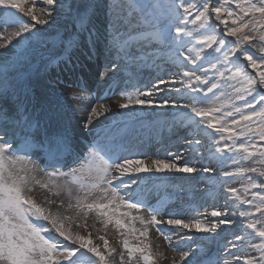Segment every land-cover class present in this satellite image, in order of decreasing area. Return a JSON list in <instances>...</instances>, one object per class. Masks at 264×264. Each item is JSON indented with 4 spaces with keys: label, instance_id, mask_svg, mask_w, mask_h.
<instances>
[{
    "label": "snow or ice",
    "instance_id": "1",
    "mask_svg": "<svg viewBox=\"0 0 264 264\" xmlns=\"http://www.w3.org/2000/svg\"><path fill=\"white\" fill-rule=\"evenodd\" d=\"M25 3L26 0H0V9L3 10L0 15L4 17L0 25L4 27L14 25L17 28L3 37L4 43H0V49H6L15 42L22 54L26 48H21V42L30 43V38L35 39L39 31L37 25H48L56 7H63L59 0H43L47 8L35 7L39 0H31L30 6H24ZM231 3L235 4V9L228 6ZM118 7L121 10L127 9L129 16L138 12L140 19L150 24L151 31L144 38L147 45L154 46L158 43L170 46L171 42L183 46L182 38L191 36L192 33L180 25L188 23L196 25L201 31L197 33L195 40L200 46L195 58L185 55L183 51L178 52V56L197 66V61L205 58L201 55L203 49H211L212 52L207 55H212L217 63L225 65L223 70H218L220 79L225 83L236 81L239 84V87L229 84L234 88L235 99L245 100L246 96L257 93V89H264V0H201L199 6L181 0L178 9H182V17L179 15L173 17L170 10L158 13L162 6L155 2L142 4L140 0H122ZM13 9L16 11L12 12ZM213 15L219 24L224 25L223 37L234 39L218 37L216 27L210 22ZM24 17H29L31 23ZM190 17L192 18L189 19ZM76 19L80 28L87 30L89 17L78 13ZM173 19H179V23L173 25ZM173 27L175 36L171 35ZM135 35L142 34H129L127 39L122 40L119 31L115 34L110 33L113 49L117 53L124 51ZM251 48H257L260 54L254 55L250 51ZM241 56L246 64L241 61ZM211 67L216 69L217 65L211 64ZM249 68L255 75L247 71ZM115 70L117 65L113 63L108 71L101 73V79ZM183 76L187 78L188 83L184 84L182 81L180 83L193 92L203 91L195 88V83L204 85L210 83L211 86L207 87L202 97L193 98L190 104L173 103V106L186 109L185 115L191 113L189 119L198 117L194 123L201 132L207 129L219 136V139H216V136H209L216 144L215 153L221 154L219 158L232 159L236 164L251 162L252 166L237 167L234 171L222 173L227 178L239 177L247 181L240 189L225 187L223 191L227 194L226 204L231 202L234 206L231 215H236L235 206H247L239 211V217L244 221L243 227L249 230L245 235L250 241L253 236L260 240L259 244L251 243V247L259 252V256H245L244 264H264V181L258 183L256 179L264 178V95L259 96L256 104L246 101L250 111L245 114L234 102L228 105L218 103L220 97L213 99L214 89L222 86L220 82L203 79L194 71H184ZM167 83L169 82L159 79L148 91L141 92L137 89L133 93L122 92V102L118 103V107L123 110L134 106H167L170 103L168 99L159 105L151 99L153 92L163 91L162 86ZM171 83L175 84L177 81ZM174 90L180 91L179 88ZM209 93H212L213 97H210ZM73 99L82 101L85 97L74 95ZM197 104L208 106L198 107ZM229 106L234 111H224ZM105 111L110 109L103 104L99 108L93 107L84 127L89 128L93 117L103 115ZM237 114L239 120L235 118ZM229 117L232 119L229 120ZM25 123L28 124L27 121ZM57 141L62 145V150L70 149L66 136L58 137ZM186 143L189 149L195 150L202 141L199 138H190ZM35 147L36 142L27 135L22 136V139L9 141L4 134H0V264H114L116 249L109 245L104 236L99 237L103 241L101 250L99 245L92 243L90 233L85 236L73 232L71 224L65 223L71 221L72 217L53 212L50 207L43 206L33 198L31 195L34 190L33 184L45 189L50 196H66L67 208L75 209L77 215L82 213L86 218L90 212H95L105 228L112 225L117 231L123 230L121 235L125 238L122 240V248L127 252V264H132L137 259L139 264H156L157 260L166 257L160 251L154 252L150 243L131 244L126 234L146 241L150 228H155L172 251H178V259L173 257L171 264H193L191 256L195 251L178 250L172 245L169 232L176 234L179 230L195 229L197 232L214 234L221 226L235 223L229 217V211L215 208L210 213L198 212L191 220L164 218L160 215L159 208L133 199L130 190L144 179L140 176L141 173L167 171L194 174L214 171L211 167L197 168L187 162L181 163L183 156L180 154H176L172 160H152L145 164L141 159L112 155L106 150L105 145L96 143L89 147L88 154L80 159L77 167L65 172L62 171L65 165L59 163L61 159L59 154L53 157L54 162L38 167L36 160L32 158ZM225 153L232 155L225 157L223 155ZM48 168L53 170L47 171ZM38 171L44 173L45 180L36 178L35 173ZM256 189L261 191H255ZM45 203L52 205L56 201L46 197ZM63 206L64 201L61 200L57 207ZM145 207L149 212L147 218L139 214ZM133 210L137 215H133ZM207 215L215 219L211 222L206 218L201 219ZM136 222L143 227L137 229ZM180 239L184 237L181 236ZM234 239L242 241L245 236L236 235ZM231 247L235 248L236 244L232 243ZM234 259L240 260L241 257L234 255ZM120 264H125L123 251L120 253ZM224 264H229V261L225 260Z\"/></svg>",
    "mask_w": 264,
    "mask_h": 264
},
{
    "label": "bare ground",
    "instance_id": "2",
    "mask_svg": "<svg viewBox=\"0 0 264 264\" xmlns=\"http://www.w3.org/2000/svg\"><path fill=\"white\" fill-rule=\"evenodd\" d=\"M59 2L63 7H56L49 24L37 25L39 31L36 38H30V43L21 42V48H26L25 52L21 54L15 42L6 49H0V126L5 138L6 136L13 138L19 133L20 127L22 129L25 127V121L35 117L39 121L45 120L42 132H46V129L61 131L60 133L67 134L71 142L81 149L82 140L88 141V137L99 130H102L101 132L108 130L115 135V139L120 138L128 145V153L132 156L130 159H141L145 164H149L152 160H172L176 154H180L183 156L181 163L187 162L197 168L211 167L214 171L210 173L188 174L189 177L184 179L185 182L181 178L184 173L167 171L141 173L140 176L144 179L138 185H134L130 192L134 200L159 208L160 215L164 218L191 220L198 212L210 213L214 208L229 211V217L235 223L221 226L214 234L183 229L176 234L169 232L168 235L171 237L172 245L178 250L188 251L190 245L188 242L196 244L195 254L191 256V261L196 259L193 264H211L210 259L213 252H216L220 239L230 236L236 247H230L229 250L235 256L241 257L240 260L234 259V263L244 264L245 256H253L246 248L245 234L248 230L243 227L244 221L239 217V211L247 206H235L236 215H231L234 206L231 202L226 204L227 194L223 191L225 187L239 189L243 184L238 183L237 178H227L222 175L224 171H234L233 167H230L234 161L221 159L219 158L221 154L215 153L216 144L209 136H216V139H219L218 135L207 129L201 132L194 123L199 119L198 117L189 119L191 113L185 115L186 109L173 106V103L190 104L193 98L199 99L204 95L207 91L206 85L195 83L194 87L203 91L193 92L184 88L180 81L184 84L188 83L187 78L183 76L184 71H194L203 78L200 75V68L206 60L210 62L212 59L198 60L197 66H194L178 56V52L169 55L171 49L166 45L158 43L154 46L147 45L144 38L151 31L150 25L140 19L138 12L129 16L127 9L121 10L118 6L122 0H59ZM140 3L146 2L140 0ZM30 5L31 2L24 6ZM228 6L235 8L234 3ZM35 7L48 6L43 0H39ZM78 13L89 17L87 30H82L77 23ZM24 19L31 22L29 17ZM61 28L63 30L60 31ZM15 30H17L16 26L0 25V43H4V36ZM116 31L122 34V40L127 39L129 34L142 35H135L124 51L117 53L110 41V33L115 34ZM113 63L117 65V70L109 72L108 76L101 79V73L108 71ZM50 65L54 67L49 68ZM251 71L253 72L252 69ZM159 79L169 83L162 86L163 91H154L151 99L156 105L168 99L170 103L167 106H134L123 110L118 107V103L122 102V92L133 93L137 89L141 92L148 91ZM172 81L177 83L173 84ZM79 82L87 85L85 90L89 91L83 93L85 99L82 101L73 99L74 95L82 94L73 84L78 86ZM60 83L62 84L59 86ZM176 88L180 91L176 92L174 90ZM106 89L113 92L112 97L106 100L94 98L95 95L99 97ZM258 91V97L261 92L264 94V89H257ZM208 95L213 96L212 93ZM255 95L254 93L253 96H247L242 102L243 105L246 101L256 104L259 98L250 101ZM223 102V99L218 101V103ZM101 104L110 111L93 117L92 124L89 128H85L84 123L91 109L99 108ZM199 105L208 106L197 104L198 107ZM245 107L247 114L250 110ZM235 118L239 120V115H235ZM238 128L239 126L237 130ZM180 138L183 142L174 145ZM190 138L201 139V145L195 150L189 149L186 140ZM223 155L227 157L232 154ZM37 165L41 167L40 163ZM78 165L79 163L75 167ZM35 175L38 180L46 179L43 172L38 171ZM184 183L189 186V190L184 192L185 198L178 195V189ZM32 187L34 190L31 195L38 203L50 207L53 212H60L73 218L65 222L66 225L71 224L73 232L85 236L90 233L92 243L99 245L101 250H103V241L99 237L104 236L109 245L116 249L114 264H120L122 251L127 264V252L122 248V240L125 238L121 235L123 230L117 231L112 225L105 228L95 212H90L86 218L82 213L77 215L75 209L67 208L66 196H50L38 185L33 184ZM167 188L170 189L169 192H165ZM165 195L170 198L168 207L165 206ZM46 197L56 203L46 204ZM199 198L206 200L204 203L206 208L203 212L194 205ZM61 200L64 201V206L58 208L57 205ZM139 214L147 218L149 216L147 207L142 208ZM133 215H137L134 210ZM205 218L210 222L215 219L210 215L201 217V219ZM135 227L140 229L143 226L136 222ZM149 232L146 241L143 238L138 240L131 234L126 235L133 245L150 243L154 252L164 253L166 258L157 260L156 264H171L173 257L178 259V251L173 252L155 228H150ZM53 235L55 236V233ZM236 235L245 236V239L235 241ZM181 236L184 239H180ZM200 245L208 246L209 250L206 251ZM132 264H139L138 259Z\"/></svg>",
    "mask_w": 264,
    "mask_h": 264
},
{
    "label": "rangeland",
    "instance_id": "3",
    "mask_svg": "<svg viewBox=\"0 0 264 264\" xmlns=\"http://www.w3.org/2000/svg\"><path fill=\"white\" fill-rule=\"evenodd\" d=\"M29 2H31V0H26L25 4L27 5ZM145 2H146L145 4L153 3V2L159 3L162 6V9L158 10V13H159V11L169 12V10H170V14L173 17H177L178 15L182 17V15H183L182 9H178V5L180 4L181 0H145ZM186 2H188V3H196L198 6L201 4V0H186ZM174 5H175V7H174ZM233 9H235V8H233ZM2 11L3 10L0 9V12H2ZM11 11L15 12L16 10L13 9ZM20 15H22V13H20ZM194 15H195V10H193V17H194ZM222 15H225V14H222ZM191 18L192 17H190L189 19H191ZM3 19H4V17L2 15H0V21H2ZM210 22L216 27V33H217L218 37H223L224 25L219 24V21L215 20V16L214 15L212 16ZM172 23H173V25L178 24L179 23V19H173ZM180 26L185 27L186 30H188V31H190L192 33V35L182 38L183 39V46H181L180 44H174V43H171V42H170L171 43L170 46L166 45V46H168L171 49V52L169 53V55L176 54L177 52L183 51L185 55H190L193 58H195L196 51L200 48V46L195 43V40L197 38V33L200 32L201 30L198 29V27L196 25H193L191 23H188V24H185V25H180ZM2 27H4V26H2ZM8 27H14V25H10ZM43 29H45V28H43ZM61 30H63V28H61L60 31ZM171 35L175 36L174 27L172 28ZM223 38H225L226 40L234 39V38H231V37H223ZM250 51L254 55H259L260 54L258 52L257 48H251ZM210 52H212L211 49L205 48V49H203V52L201 53L202 56H205L204 59L209 58V59H212V61L210 60V62H209L208 60H206L203 63V66L200 68L201 69L200 70L201 71L200 75H202L203 78L208 80V81L220 82L222 86L219 89H214L215 95L220 96V98L223 99V101H224L223 103H226L228 105H230L232 102H234L237 107H240L244 111V113H246V107H245L246 104L243 105V103H242L244 100L235 99L236 93L234 91V88L229 86V84H233L236 87H239V84L236 81H231L229 83H225L223 80L220 79V77L218 75V70H223L225 65H223L222 63H217V60L213 59L212 55H207V53H210ZM213 55H216V54L213 53ZM240 59L245 64V62L243 61L242 56L240 57ZM211 64H216L217 65L216 69H213L211 67ZM247 71L250 74L255 75V72H252L251 69L250 70L247 69ZM53 75H49V76H53ZM54 78L55 77H53V79ZM56 84H57V81L54 84L55 85L54 87H56ZM61 84L62 83H60L58 85L60 86ZM210 86H211L210 83L208 85H206V87H210ZM83 90L84 91L81 92L82 93L81 95H83V93H88V91H86L85 89H83ZM255 94L256 95L254 96L253 99H252V97L250 98L251 99L250 101H253L254 99L259 98L258 97L259 91L257 93H255ZM260 94L264 95L263 92H261ZM213 98L215 99L216 97H213ZM246 98H247V96L245 97V99ZM229 109L231 110L232 108L229 106V107H226L224 110H229ZM182 142H183V139L180 138V139L176 140L174 145H178V144H180ZM243 166H252V165H251V162H241L240 164L232 163L230 165V167H233L234 170L237 167H243ZM184 174L187 175V176H185V175L181 176V178L183 179V182H185V180H184L185 178L189 177V175L187 173H184ZM252 175H254V174H252ZM256 179H257L258 183L264 181V178H256ZM237 182L238 183L241 182L243 184L247 183V181L245 179H241L239 177H237ZM186 190H189V186H188V184L184 183L178 189L179 197L182 196L183 198H185L184 197V195H185L184 192ZM169 191H170V189L167 188L165 192H169ZM255 191H261V190L260 189H256ZM165 192H164V194H165ZM164 198H166L165 206L168 207L169 206L168 202L170 201L169 200L170 198L168 196H166V195H165ZM197 200L198 201L194 205H196V207L199 209L200 212H203L205 210V208H206V206L204 205L206 200H204V198H202V199L199 198ZM188 243L190 244V245L188 244L189 245V247L187 248L188 250H195L196 249L195 247H197V246H196L195 243L194 244L190 243V242H188ZM232 243H233V241H232V239H230V236L222 237L220 239V242L218 243V247L215 250L216 252H213V254H212V257L210 259L211 264H224L225 260L229 261V264H235L234 263V254L229 250ZM251 243L259 244L260 243L259 238L253 236L251 241L248 238H246V248L253 254V256H257L258 257L259 256V252H257L255 249H253L251 247ZM200 246L204 247V249L206 251L209 250L208 246L207 247L203 246V245H200ZM193 261H196V259L192 260V262ZM194 264H196V263H194Z\"/></svg>",
    "mask_w": 264,
    "mask_h": 264
}]
</instances>
